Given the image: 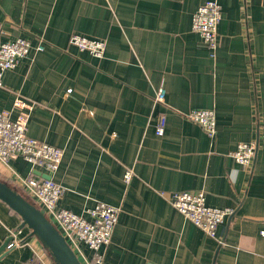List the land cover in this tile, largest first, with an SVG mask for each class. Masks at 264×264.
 Wrapping results in <instances>:
<instances>
[{"label":"crops","instance_id":"1","mask_svg":"<svg viewBox=\"0 0 264 264\" xmlns=\"http://www.w3.org/2000/svg\"><path fill=\"white\" fill-rule=\"evenodd\" d=\"M205 1L0 0V43L44 44L4 72L0 110L24 114L29 136L63 150L51 174L65 189L59 207L87 217L96 202L119 206L103 264H264V0H216L214 49L191 29ZM73 33L104 40V56L69 44ZM159 87L164 104L153 99ZM194 109L214 110L213 139L187 118ZM255 140L251 163L235 162L236 144ZM30 169L21 157L0 161L2 179L36 203L18 184ZM184 190L230 209L217 227L221 243L170 204ZM20 223L0 200V247L14 242L0 264L33 255L52 264ZM72 249L87 264L91 250Z\"/></svg>","mask_w":264,"mask_h":264},{"label":"built area","instance_id":"2","mask_svg":"<svg viewBox=\"0 0 264 264\" xmlns=\"http://www.w3.org/2000/svg\"><path fill=\"white\" fill-rule=\"evenodd\" d=\"M221 20V7L216 0L203 2L191 18V29L201 36L202 42L209 49H214L217 44V27ZM69 44L79 50L88 51L95 57H103L106 49L104 40L92 39L73 33L69 37ZM43 42L32 46L29 40L23 37L12 41L0 43V85L6 70L14 68L18 62L26 57L32 50L42 51ZM154 102L164 104L165 89H156ZM187 118L201 126L209 138L216 134V119L212 109H194ZM164 124V116L159 118L157 133L161 132ZM259 137L264 141V121L259 125ZM257 141L238 142L230 152V156L241 166H248L254 158ZM21 157L31 165L30 173L18 178V184L42 208L46 216L57 226L67 239L71 247L77 242H83L91 250V258L87 264H103V256L100 248L110 242L111 235L116 224L119 206L104 202H96L87 210V217L77 214L67 208L59 207L58 201L64 193V187L56 183L51 174L59 167L63 150L44 141L29 136L26 133V116L20 114L13 119L12 110H0V161L7 163L10 159ZM42 167L49 178L34 174L36 167ZM133 172L127 169L123 178L129 181ZM170 204L176 208L186 219L203 230L218 243L222 240L217 235V227L223 222L228 208L209 206L205 201V193L197 191L174 192L169 198ZM19 233V231H18ZM14 245L9 242L7 248ZM23 264H48L37 255H33Z\"/></svg>","mask_w":264,"mask_h":264},{"label":"water","instance_id":"3","mask_svg":"<svg viewBox=\"0 0 264 264\" xmlns=\"http://www.w3.org/2000/svg\"><path fill=\"white\" fill-rule=\"evenodd\" d=\"M39 175V174H38ZM49 178V174L41 175ZM0 200L21 219L19 228L27 227L36 236L50 255L52 264H82L57 226L46 216L44 210L33 204L23 194L0 179ZM9 243V238L0 247V253ZM3 255V254H2Z\"/></svg>","mask_w":264,"mask_h":264},{"label":"trees","instance_id":"4","mask_svg":"<svg viewBox=\"0 0 264 264\" xmlns=\"http://www.w3.org/2000/svg\"><path fill=\"white\" fill-rule=\"evenodd\" d=\"M0 179H1L3 182H5L7 185H9L10 187H12L13 189H15L16 191L20 192L18 189H16L14 186H12L8 181L3 180L1 176H0ZM20 193L23 194L22 192H20ZM23 195H24V194H23ZM26 198H27V197H26ZM27 199H28V198H27ZM31 202H32V201H31ZM33 204L36 205V203H34V202H33ZM49 257H50V255H49Z\"/></svg>","mask_w":264,"mask_h":264}]
</instances>
